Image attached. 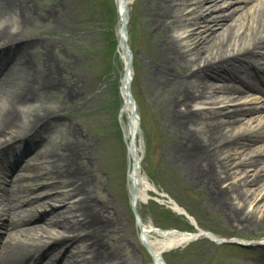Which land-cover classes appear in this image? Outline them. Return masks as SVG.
<instances>
[{"label": "bare ground", "instance_id": "obj_1", "mask_svg": "<svg viewBox=\"0 0 264 264\" xmlns=\"http://www.w3.org/2000/svg\"><path fill=\"white\" fill-rule=\"evenodd\" d=\"M27 2L0 0V54L13 50L15 57L7 60L24 70L22 78L12 72L8 79L4 71L0 72V94L5 96L0 103L1 169L5 173L9 168L13 172L18 167L19 160L12 167L9 160L14 141H31L29 148L35 151L34 156L49 158L55 170L53 173L40 164L30 166L44 169L40 177L53 180L41 188L62 187L65 191L45 196L38 193L21 200L12 186L10 189L4 186L6 181L0 177V202L9 216L1 222L7 237L4 242L0 235V264H28L29 259H24L43 248L40 245L32 249L36 247L37 237L33 233L26 236L29 231L38 229L55 236L46 254L58 243L66 246L61 257H50L46 263L43 258L41 260V254L36 256L35 260L41 261L39 264H127L116 245L122 236L123 221L109 202L100 201L90 193L92 176L86 165L79 163L81 153L85 152L71 139L64 143L61 140L54 149L47 147L40 151L37 139L33 138L35 129L43 130L47 121L59 114L54 109L43 110L42 102L59 88L60 81L47 46L39 47L38 41L16 38L34 23ZM147 2L144 11L150 18V28L157 29L153 38L159 51L157 72L151 69L148 77H155V84L163 94V110L170 125L179 133L174 138L177 145L172 153L189 169V175L208 186L206 193L231 201L242 197L244 203L257 201L258 204L264 198V0H238L235 7L234 2L228 0ZM127 3L116 0L118 51L124 68L129 56L123 44L126 37L128 45ZM15 43H19L16 47L21 53L18 58ZM41 47L44 52H40ZM124 70L120 78L122 114L125 116L122 129L129 164L130 202L137 209L148 201L149 192L156 191L162 197L165 193L159 192L141 171L142 144L136 134L140 121L137 117L133 119V108L126 98L132 83L128 77L134 75V69H126L123 76ZM33 123L28 131L16 129L12 132L10 128L15 124H23L26 128ZM137 158L138 166L133 163ZM29 165L19 166L17 172ZM13 174L12 184L27 178ZM224 182L228 184L224 186ZM29 191L36 192V189ZM164 198L174 212H182L178 203ZM32 202H36L34 212L26 215L24 205ZM45 204L50 210L40 212ZM61 215H65L62 221L59 220ZM138 217L139 240L151 256L148 264H165V253L202 237L193 234L200 230L186 233L188 231L162 229L144 220L139 213ZM201 232L204 231L201 229ZM203 234L220 239L212 233ZM106 239L115 245L106 248ZM259 261L262 263L264 256Z\"/></svg>", "mask_w": 264, "mask_h": 264}, {"label": "rangeland", "instance_id": "obj_2", "mask_svg": "<svg viewBox=\"0 0 264 264\" xmlns=\"http://www.w3.org/2000/svg\"><path fill=\"white\" fill-rule=\"evenodd\" d=\"M147 1L127 0L128 43L134 69L132 93L141 126V171L159 192L167 194L184 208L202 231L229 241L220 244L208 237H201L165 253L164 258L168 264H264V261H259L264 256V198L260 200L259 196L258 204L257 201L251 204L244 203L242 197L231 201L218 194L206 193L208 186L189 175V169L172 153L173 147L177 145L174 138L179 133L170 125L163 110V94L155 84V77H148L151 69L157 72L156 56L159 51L157 41L153 38L157 29L150 28V18L144 11ZM228 1L234 2V7L238 2ZM27 6L31 8L29 10L34 23L16 38L38 41L39 47L43 44L47 46L54 58L56 75L60 81L59 88L42 102L43 110L54 109L59 114L49 119L43 130L35 129L33 138L38 141V149H54L58 142L62 140L64 143L67 139L79 145L85 152L81 153L83 155L79 163L86 165L92 176L90 193L100 201L109 202L123 221L122 236L116 245L122 250L127 264L151 263V257L140 243L136 216L130 203L127 147L122 129L125 116L122 114L123 98L120 93L123 61L118 51L119 17L115 0H28ZM15 44L18 58L21 56L20 48L16 47L19 43ZM43 49L41 47L40 52H44ZM35 50L32 49L33 52ZM13 54V50L5 55L0 54V72L4 71L8 79L12 72H17L22 78L23 68L7 60L15 57ZM4 97L0 94V103ZM33 125L26 128L23 124L9 126L13 132L16 129L28 131ZM31 145L32 142L28 140L14 141L9 160L11 167L19 160L18 167L13 172L9 168L4 173L0 164L1 180L6 181L3 182L4 186L8 189L12 186V191L21 200L35 197L38 193L45 196L65 191L62 187L53 190L46 186L41 188V185L53 181L50 177H40L41 172L53 169L49 158L34 156L35 151L29 148ZM26 164H30L29 168L17 172L19 166L24 167ZM33 164H40L44 169L30 168ZM12 173L27 178L12 184L11 180L15 179ZM227 184L223 183L224 186ZM30 189H36V192ZM149 195L148 201L138 206V213L144 220H150L162 229L196 230L186 217L169 208L159 193L151 191ZM34 204L36 202L24 205L26 215L34 212ZM3 208L1 203L0 222L9 217ZM49 210L47 204L39 209L40 212ZM64 216L61 215L59 220L62 221ZM30 233L37 237L36 247L32 249L43 245L45 250L55 237L40 229L29 231L26 236H30ZM0 235L5 242L7 233L3 231L1 223ZM19 238L27 241L23 236ZM112 244L111 240L106 239V248L115 245ZM65 247L60 243L54 245V250L49 251L50 255L43 257V261L48 262L50 257H61Z\"/></svg>", "mask_w": 264, "mask_h": 264}, {"label": "water", "instance_id": "obj_3", "mask_svg": "<svg viewBox=\"0 0 264 264\" xmlns=\"http://www.w3.org/2000/svg\"><path fill=\"white\" fill-rule=\"evenodd\" d=\"M128 67H129V65H128Z\"/></svg>", "mask_w": 264, "mask_h": 264}]
</instances>
